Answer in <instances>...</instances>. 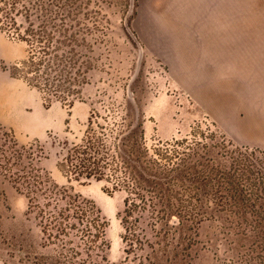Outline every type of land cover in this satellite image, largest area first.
<instances>
[{
	"label": "rangeland",
	"instance_id": "374dc122",
	"mask_svg": "<svg viewBox=\"0 0 264 264\" xmlns=\"http://www.w3.org/2000/svg\"><path fill=\"white\" fill-rule=\"evenodd\" d=\"M78 3L85 9L71 21L97 23L101 36L96 67L71 107H45L36 90L10 75L26 48L0 32V130L17 141L12 147L0 133V264H27L34 255L67 264H264V149L236 143L204 106L216 94L264 91V68L256 66L264 61V0ZM218 48L234 64L210 74L198 59ZM92 111L121 138L142 121L150 167L129 157L149 190L129 216L125 191L111 192L105 179L73 182L72 193L105 222V242L90 248L74 220L64 229V216L56 217L69 200L59 188L33 195L42 214L28 210L20 177L27 160L16 158L32 146L43 153L38 166L66 185L56 166L65 153L59 141L78 143Z\"/></svg>",
	"mask_w": 264,
	"mask_h": 264
},
{
	"label": "trees",
	"instance_id": "16d2710c",
	"mask_svg": "<svg viewBox=\"0 0 264 264\" xmlns=\"http://www.w3.org/2000/svg\"><path fill=\"white\" fill-rule=\"evenodd\" d=\"M79 0H0V32L8 39L25 45V57L8 67L13 78L25 82L36 90L45 107L55 102L71 107L81 99L82 88L89 82L88 75L96 67L94 54L101 36V26L97 23L72 22L71 17L80 15L85 5ZM21 18V21L18 18ZM90 113L84 136L78 143H70L66 147L64 141H59L60 151L64 156L57 163V169L66 178V185L58 187L49 173L38 166L39 157L43 153L34 152L32 146L20 149L16 159L25 157L27 164L20 168L23 182L26 184L28 210L44 212L39 205L35 193L52 194L56 189L67 196L68 202L58 216H64V229L70 226L68 220H74L86 245L96 246L98 240L105 242V222L94 215L93 204H86L78 199L73 192V182L105 179L111 183V192L123 190L127 194L124 200L126 216L131 215L148 193L143 179L136 177L129 157L136 155V161L146 162L147 151L143 146V123L133 124L125 138L115 133L110 124L98 121ZM125 123L123 128L128 129ZM10 131V130H9ZM1 136L15 146L14 137L8 131H1ZM128 139L130 153L122 148ZM37 141V140H34ZM17 142V141H16ZM40 142V141H38ZM37 147V146H36ZM40 150V149H39ZM23 154H25L23 156ZM40 154V155H39ZM59 154V153H58ZM155 166V165H154ZM175 169H178L176 167ZM55 191V194L58 193ZM68 193V195H63ZM62 210V209H60ZM43 219V218H42ZM57 219V218H55ZM62 224V222H60ZM49 225L45 224V227ZM100 246V245H99ZM62 255V254H61ZM68 258L67 256L64 257ZM27 264H67L48 261L44 256L34 255Z\"/></svg>",
	"mask_w": 264,
	"mask_h": 264
},
{
	"label": "crops",
	"instance_id": "0c3cea01",
	"mask_svg": "<svg viewBox=\"0 0 264 264\" xmlns=\"http://www.w3.org/2000/svg\"><path fill=\"white\" fill-rule=\"evenodd\" d=\"M211 54L198 59V65L204 71L214 74L223 73L232 68L233 60L227 50L217 49ZM243 69L248 68V62L240 64ZM256 66L264 68V61H259ZM247 86L254 87V84ZM232 98H223L222 95L210 96V105L204 104L206 112L236 143L243 146H254L264 149V91L252 90L236 93ZM244 95L245 97H240Z\"/></svg>",
	"mask_w": 264,
	"mask_h": 264
}]
</instances>
